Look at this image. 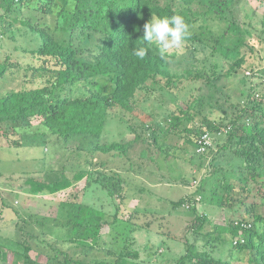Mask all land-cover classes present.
I'll return each mask as SVG.
<instances>
[{"label": "trees", "instance_id": "16d2710c", "mask_svg": "<svg viewBox=\"0 0 264 264\" xmlns=\"http://www.w3.org/2000/svg\"><path fill=\"white\" fill-rule=\"evenodd\" d=\"M237 2L0 0V36L14 40L22 30L23 34L35 36L39 43L32 50L22 51L30 60L26 64H21L12 53L0 59V138L11 146H21L22 136L26 135L24 129H29L36 119L58 139L68 144L79 142L76 155L85 154V160L92 166L79 170L71 178L63 170L53 169L44 181L28 180V193L56 195L85 181L87 195L96 194L98 190L105 192L114 208V212L109 213L102 210L103 205L99 207L94 203L59 204L57 210L61 219L56 223L55 218L49 221L55 223V231L65 230L66 240L63 241L69 244V249L58 251L61 259L56 255L41 262L31 256L32 246L27 241L18 243L13 238L0 236V264L7 263L10 254L18 257L22 264H155L158 261L264 264L263 93L250 87L247 93H242L247 98L245 103H233L234 110L230 113L219 99L207 101L208 96L202 95L199 87L198 93L192 94L184 107L170 113L161 126L147 124L153 146L161 156L169 158L178 151L166 144L167 136L171 135L175 142L185 139L180 150L192 147L195 149L192 157L199 158L198 173L191 181L182 180L188 185L197 183V188L172 203L173 212L184 209L193 214L192 220L180 231L182 240L173 231L165 232L162 223L157 229V234L183 246L179 255L172 253L173 247L161 250L151 245L140 249L136 232L148 233L163 217L159 219L148 209L143 212L134 209L128 218L121 219L119 207L113 202L115 199L127 201L130 186H126L123 174L127 175L135 165L129 156L131 149L141 142L146 146L142 150L145 155L151 145L131 126L134 137L130 140L110 143L99 140L112 110L133 112L143 92L156 88L174 94L186 82L202 85L221 76L231 82L241 75L244 78L246 54L243 51L249 48L248 43L255 35L264 42V10L261 28L257 29L251 21L240 22L233 17V6ZM262 3L264 5V0L259 1V5ZM256 12L254 9L250 18L256 16ZM36 13L55 14V28L41 24ZM152 14L182 15L189 25L190 35L180 49L161 56L153 45L141 60L135 57L133 49L147 46L142 39L144 25ZM57 32L66 39L60 41ZM76 42L91 43L93 60L81 57L85 52ZM201 48L210 52L205 59L226 60L230 65L228 70L223 72L216 63L211 74L206 72V61L194 56ZM1 51L0 47V55ZM178 57H190L197 67L192 66L183 74L172 72L169 64ZM198 64L204 69L199 71ZM255 76L264 77V73H254ZM225 96L230 98L228 93ZM17 135L21 139H15ZM205 136L210 139L209 144L203 140ZM211 136L218 139L216 151ZM99 154L106 156V160L98 162ZM228 154L233 159L227 158L225 162L222 158ZM122 161L126 164L117 171L109 167ZM205 200L232 216L225 226H216L209 233H205L210 224L208 214L197 210V205ZM3 209L0 207V214ZM147 216L151 221L142 223ZM104 226L108 232L102 233ZM141 250L145 252L144 257ZM225 254L227 259L222 257Z\"/></svg>", "mask_w": 264, "mask_h": 264}, {"label": "rangeland", "instance_id": "374dc122", "mask_svg": "<svg viewBox=\"0 0 264 264\" xmlns=\"http://www.w3.org/2000/svg\"><path fill=\"white\" fill-rule=\"evenodd\" d=\"M259 1L262 2V0H238L233 6V17H236L240 22L251 21L257 29H260L264 5L263 3L259 5ZM53 4L57 9V4L54 2ZM254 9L257 10L256 16L250 18ZM35 15L41 24L49 25L52 30L55 28V14L36 13ZM56 34L60 41L66 39L61 33L57 32ZM38 45L35 36L23 34L22 30L16 34L14 40L0 36V47L2 49L0 59L12 53L14 58L21 64H26L30 60L22 51L32 50ZM76 45L84 49L85 53L81 56L82 58L93 60L94 54L90 51L92 48L91 43L76 42ZM248 47L243 51L246 54V63L243 68L244 78L241 75L240 78L231 82L221 76L218 80H213L212 83L202 85L186 82L180 86L177 92L175 90L176 93L174 94L156 88L155 90L151 89L148 93L143 92L137 99V108L133 112L114 109L110 113L103 134L99 138L101 142L110 143L132 139L134 134L129 129L131 126L137 129L138 133H142L147 143L151 145L145 155L142 152L146 149V146L141 142L136 143L134 148L131 149L129 156L135 165L132 166V170H128L127 175L123 174L127 180L126 186H130L129 194L127 192V201L126 203L119 199L113 201L115 206L119 207L121 219L128 218L134 209L142 212L144 209H148L149 212H155L159 219L160 216L163 217V222L153 224L151 231L148 233L144 230L136 232L135 236L140 249L153 245V248H160L161 250L173 247L171 251L175 255L182 253L183 246L181 244L176 245L177 242L174 243L167 236L157 234V229L162 223L165 232L172 233L173 231L179 236L185 224L192 220L193 214L184 209L173 212L172 203L178 202L197 188V183L193 182L188 185L183 183L182 180L191 181L198 173L199 166L198 156L192 157V155H195V149L190 147L187 151L180 150L185 143V139L175 142L171 135L167 136L166 144L173 145L178 151H175L169 158L161 156L159 150L153 146L150 138V128H147V124L155 127L161 126V122L170 113L184 107L190 96L192 94L195 96L198 93L199 87L202 89V95L208 96L207 101L219 99L230 113L234 110L231 106L233 103H245L247 98L242 93H247L250 87L256 88L264 94V77H254V73L255 75L261 73V71L264 73V42L259 41L258 36L255 35L254 39L249 41ZM191 55L193 56V54ZM194 56L199 61H206L204 66L209 74L212 73L213 66L216 63L221 66L220 69L222 68L223 72L227 71L230 66L224 59H205L210 56V52L202 48ZM192 66L197 67L190 57H178L169 64L171 71L178 74H183L185 70L191 69ZM197 69L199 71L204 69L203 65H199ZM226 93L230 95V98L225 96ZM24 130L26 135L22 136V144L19 147L11 146L5 139L0 138V207L4 208L3 213L0 214V236L6 239L13 238L18 243L27 241L32 246L31 256L45 263L48 258L58 255V251L66 252L69 249V244L63 241L66 240L64 239L65 230L58 231L56 229L55 231V227H53L56 221L58 222L61 219L60 212L57 210L59 204L68 206L71 203H94L99 207L103 205L102 210L109 213L114 212V208L105 192L98 190L99 193L95 192L96 194L87 195L84 189L85 181L56 195L32 196L29 194L30 187L26 182L30 179L44 181L48 172L53 169L63 170L71 178L79 170L91 169L92 166L85 160L87 158L85 154L81 157L76 155L80 146L79 142L71 141L72 143L68 144L66 141L58 139L49 130L43 128L38 120L33 119L31 127ZM24 130L22 133H24ZM211 137L214 151H216L218 139L214 136ZM164 138L162 137L163 140ZM15 139H21V136L17 135ZM85 140L87 139L85 138ZM106 158V156L103 157L100 154L96 157L98 162L105 161ZM227 158L233 159L232 155L228 154L222 160L226 162ZM125 164L122 161L117 162V164H109V167L117 171L119 167ZM141 189H144V191ZM197 210L199 213L206 212L208 214L210 224L206 226L205 233L212 232L216 226H225L228 218L232 217L229 212L221 211L215 205H211L208 200L198 204ZM61 216H63V213H61ZM54 218L55 223H51ZM150 221L151 219L148 216L141 220L142 223ZM41 222L45 225L42 226ZM101 232H108V228L104 226ZM141 251L144 257L145 252ZM58 256L61 259V255ZM222 257L227 259V254L222 255ZM5 264L22 263L18 257L10 254L8 262ZM155 264H173V262L158 261Z\"/></svg>", "mask_w": 264, "mask_h": 264}, {"label": "clouds", "instance_id": "9594fccd", "mask_svg": "<svg viewBox=\"0 0 264 264\" xmlns=\"http://www.w3.org/2000/svg\"><path fill=\"white\" fill-rule=\"evenodd\" d=\"M189 35V25L182 15L161 17L152 14L151 19L144 25L142 39L147 46L134 48L133 54L142 60L148 54L149 49L155 45L159 54L165 56L172 50L180 49Z\"/></svg>", "mask_w": 264, "mask_h": 264}, {"label": "built area", "instance_id": "2783aa9c", "mask_svg": "<svg viewBox=\"0 0 264 264\" xmlns=\"http://www.w3.org/2000/svg\"><path fill=\"white\" fill-rule=\"evenodd\" d=\"M203 140L206 142V144H209V143H210V139L208 138V136H205V137L203 138ZM198 151L201 152L202 149H199Z\"/></svg>", "mask_w": 264, "mask_h": 264}]
</instances>
